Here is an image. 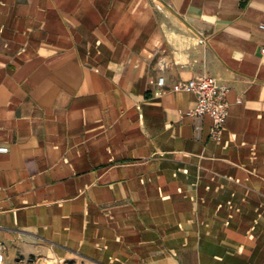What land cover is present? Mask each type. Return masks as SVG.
Wrapping results in <instances>:
<instances>
[{
    "label": "crops",
    "instance_id": "1",
    "mask_svg": "<svg viewBox=\"0 0 264 264\" xmlns=\"http://www.w3.org/2000/svg\"><path fill=\"white\" fill-rule=\"evenodd\" d=\"M260 23L264 0H0V264H264ZM202 73L230 87L220 140L173 89Z\"/></svg>",
    "mask_w": 264,
    "mask_h": 264
},
{
    "label": "built area",
    "instance_id": "2",
    "mask_svg": "<svg viewBox=\"0 0 264 264\" xmlns=\"http://www.w3.org/2000/svg\"><path fill=\"white\" fill-rule=\"evenodd\" d=\"M259 27L264 29V23H260ZM199 41L204 42V38H200ZM157 84L160 87L164 85V78L162 76L158 77ZM173 89L189 91L195 94V105L187 109L185 114L193 118H200L203 115L210 116L212 123L209 129V135L215 140H220L228 115L229 103L227 101V95L230 91L229 85L219 82L215 77L202 73L187 81L175 83ZM240 101L241 99H237V102ZM7 149L6 146H0V152H6ZM0 248H2L1 243ZM39 259H42L43 264L44 262L45 264H57L54 259L49 257L43 256L39 257ZM35 260L33 259L32 264L35 263ZM15 264H25V262L17 259Z\"/></svg>",
    "mask_w": 264,
    "mask_h": 264
},
{
    "label": "trees",
    "instance_id": "3",
    "mask_svg": "<svg viewBox=\"0 0 264 264\" xmlns=\"http://www.w3.org/2000/svg\"><path fill=\"white\" fill-rule=\"evenodd\" d=\"M18 260H23V259H18ZM32 261H33V258H30V259H28L27 261H24V262H25V264H32Z\"/></svg>",
    "mask_w": 264,
    "mask_h": 264
},
{
    "label": "rangeland",
    "instance_id": "4",
    "mask_svg": "<svg viewBox=\"0 0 264 264\" xmlns=\"http://www.w3.org/2000/svg\"><path fill=\"white\" fill-rule=\"evenodd\" d=\"M34 264H43V261H42V259H37V260H35V263ZM44 264H45V262H44Z\"/></svg>",
    "mask_w": 264,
    "mask_h": 264
}]
</instances>
